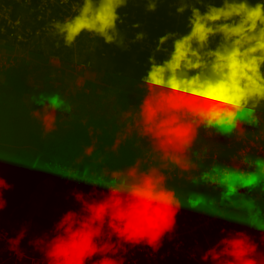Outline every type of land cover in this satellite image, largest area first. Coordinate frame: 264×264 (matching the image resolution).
Wrapping results in <instances>:
<instances>
[{
	"label": "clouds",
	"instance_id": "clouds-1",
	"mask_svg": "<svg viewBox=\"0 0 264 264\" xmlns=\"http://www.w3.org/2000/svg\"><path fill=\"white\" fill-rule=\"evenodd\" d=\"M164 2L145 0L146 11H155L157 4ZM171 2L178 5L175 11L179 15L190 10L185 25L188 31H170L158 38L153 55L148 57L147 72L138 84L144 90L143 96L138 105L122 111L124 128L117 133L128 132L121 135L122 142L134 130L136 138L148 142L152 159L158 163L148 165L138 157L120 169L102 168L107 179L102 183L86 181L94 191L97 184L106 188L98 198L93 193L74 190L71 195L79 208L66 210L51 228L29 241L40 251L41 264H122L120 253L129 248L146 247L152 253L158 252L165 237L174 238L176 216L182 207L174 189L168 186L167 172L173 167L184 168L199 129L230 133L238 128L242 115L256 122L255 108L264 103V2ZM128 3L129 0H76L74 14L52 21L51 27L66 47H72L82 33L123 47L117 10ZM195 5L203 6L204 11ZM144 38L145 34L138 32L133 42ZM169 40L170 51L162 47ZM156 52H164L166 58L158 62ZM35 103L42 107L33 109L30 115L40 122L45 133L53 130L58 110H71V105L56 94L41 95ZM93 132L89 127L90 137ZM95 144L93 137L75 163L79 164L83 156H91ZM119 144L115 140L111 150L115 152ZM102 160L99 156L96 162ZM251 175L264 177V159L255 161ZM11 187L0 175V218L7 203L3 191ZM228 195L222 194L224 198ZM257 229L264 232L258 226ZM27 232L24 227L18 238ZM220 232L215 243L202 252V261L260 264L256 259L259 245L248 233L224 228ZM261 242L264 235L260 236Z\"/></svg>",
	"mask_w": 264,
	"mask_h": 264
},
{
	"label": "trees",
	"instance_id": "trees-1",
	"mask_svg": "<svg viewBox=\"0 0 264 264\" xmlns=\"http://www.w3.org/2000/svg\"><path fill=\"white\" fill-rule=\"evenodd\" d=\"M251 2L254 3V0ZM188 15L189 12L184 14L183 19L174 26L176 31H188L185 26ZM171 23L162 24L161 28L170 27ZM46 37L44 42H35L28 52L29 59H20L14 68L0 70V175L12 185L11 189L3 191L7 203L0 224L12 233L26 254L34 256L39 255L40 251L29 241L51 228L53 222L65 212L54 206L55 210L50 215L47 210H42V206L49 197L52 203V194L68 192L65 184L68 171L73 168L81 171L88 166L123 168L135 160L133 146L146 143L136 138L134 130H130L132 136L122 142L121 135L126 136L128 132L122 131L118 136L117 133L124 128L122 111L127 110L130 103L138 105L143 96L144 90L138 84L149 67V56L119 52L101 67L95 80L87 82L85 91L77 93L66 69L74 55L77 52L80 55L85 50L88 41L81 34L72 47H66L60 36L52 34ZM50 56L56 57L60 66L50 64ZM155 58L158 61V57ZM65 77L70 80L67 82ZM53 94L62 97L71 105V110H58L53 130L45 133L40 122L32 118L30 113L42 107L35 103L36 98ZM89 127L94 129L95 148L91 156H83L77 164L76 157L81 156L83 148L92 143ZM97 129L98 132L95 131ZM115 140L117 144L121 143L113 152L111 146ZM218 142V156L225 157L231 149L225 147L222 137ZM195 148L199 147L194 143L191 151ZM99 156L103 160L97 163ZM117 161L120 163L114 165ZM248 215H251L250 218L252 215L257 216V220L264 219L253 209L238 211L225 229L239 231L245 225L244 222L240 223L241 219ZM252 223L259 224L254 218L250 221ZM24 227H27L28 232L18 238ZM256 233L253 226L248 230V234L259 245L256 259L264 264V242L260 243L262 234ZM0 256L3 257L2 254ZM163 264L177 263L168 260Z\"/></svg>",
	"mask_w": 264,
	"mask_h": 264
},
{
	"label": "built area",
	"instance_id": "built-area-1",
	"mask_svg": "<svg viewBox=\"0 0 264 264\" xmlns=\"http://www.w3.org/2000/svg\"><path fill=\"white\" fill-rule=\"evenodd\" d=\"M74 3L76 0H0V40L3 41L0 43L11 44V48H0V70L14 68L20 59H29L24 46L54 34L52 21H62L73 15ZM177 6L171 0H166L158 3L155 11H146L145 0H129L126 7L117 10L122 21H117V28L124 37L123 47L105 43L102 37L82 34L87 41L95 44L101 57L113 59L119 52L150 56L153 55L158 38L170 31L178 32L174 26L178 25L184 14L190 13V10H186L183 15L177 14ZM195 6L204 11L203 6ZM171 21L170 27L161 28L162 24ZM134 24L139 27H133ZM138 32H143L145 38L133 42ZM162 47L170 51L171 40ZM155 56L158 62L166 58L164 52H156ZM48 62L60 66L54 56H50ZM93 69L92 59L87 56L74 59L69 64L66 71L72 77L75 92L86 90ZM130 105L135 106L130 103L127 109ZM254 115L255 123L242 115L237 129L230 133L219 131L225 147L231 149L225 157L218 156V147L215 150L199 147L187 154L183 169L173 167L167 172L168 186L174 189L182 204L176 216L174 238L169 240L165 237L163 247L156 253L146 247L122 251V264H163L168 260L177 264H206L200 259L202 252L215 243L221 235L220 229L228 227L235 213L253 209L264 216V177L251 175L255 161L264 159V103L255 108ZM133 150L135 159L142 157L148 165L158 163L152 159L148 142L144 145L136 143ZM104 167L109 168L88 166L85 170L68 171V175H71L65 179L68 191L93 193L98 198L101 192L107 191L106 188L97 184L94 191L86 181L102 183L107 179L101 173ZM225 192L229 193L227 198L222 196ZM245 201L251 202L254 207ZM0 251L3 255L0 256V264H41V254H26L12 233L1 224Z\"/></svg>",
	"mask_w": 264,
	"mask_h": 264
},
{
	"label": "rangeland",
	"instance_id": "rangeland-1",
	"mask_svg": "<svg viewBox=\"0 0 264 264\" xmlns=\"http://www.w3.org/2000/svg\"><path fill=\"white\" fill-rule=\"evenodd\" d=\"M47 38V37H44ZM44 38L42 39H38V40H34L32 43H30L27 46H24V48L29 52L31 48H33L35 46V42L41 40V42H44ZM0 42H3L0 40ZM11 44L10 43H0V48L2 49H6V48H11L10 47ZM90 57L92 59L93 62V72L92 74H90V79L91 80H95V78L98 76V73L101 69V67L104 64H107L108 62H110L112 60L111 57H101L100 55H98V51L95 47V44L92 42H87L86 43V48L85 50H83L80 55H74V59H81L83 57ZM135 56V55H134ZM127 68V67H126ZM68 80H70L69 78L65 77ZM217 131L219 132V130L217 129H204L203 127H201L198 131V137L195 141V145H197L200 148L203 149H208V150H215L217 149V147L219 146V136L214 134V132ZM201 137V141L199 142V139ZM221 137V136H220ZM146 141V140H145ZM147 143V141H146ZM196 149V148H195ZM120 161V159H119ZM114 162V165L119 164L120 162ZM69 170V169H68ZM72 170H78V168H73ZM72 192L70 191H66V192H60V193H56V194H52V203L49 202V198L46 199L44 205L42 206V210H47V212L51 215L54 209V206H58L60 207L61 210H68V209H73L76 210L79 208V204L75 201L74 197L71 195ZM45 213V212H44ZM251 215H248L247 218H242L240 223H245L244 227H242V229H239V231H244L246 233H248V230L253 226V229L255 230L256 235H264V232L260 231L257 229V226L260 227L262 230H264V219H259L257 220V216L252 215V218H250ZM254 218V221H258L259 224L254 225V223L250 224V221ZM252 225V226H251ZM197 264V263H195Z\"/></svg>",
	"mask_w": 264,
	"mask_h": 264
},
{
	"label": "crops",
	"instance_id": "crops-1",
	"mask_svg": "<svg viewBox=\"0 0 264 264\" xmlns=\"http://www.w3.org/2000/svg\"><path fill=\"white\" fill-rule=\"evenodd\" d=\"M214 134L218 135L219 138H220V134H219V132L215 131ZM1 251H2V250H1ZM1 251H0V252H1Z\"/></svg>",
	"mask_w": 264,
	"mask_h": 264
}]
</instances>
